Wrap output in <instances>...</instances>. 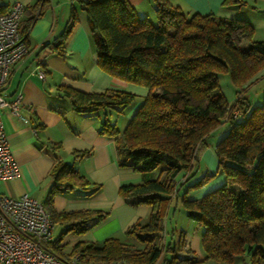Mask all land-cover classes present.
<instances>
[{"label": "trees", "instance_id": "obj_1", "mask_svg": "<svg viewBox=\"0 0 264 264\" xmlns=\"http://www.w3.org/2000/svg\"><path fill=\"white\" fill-rule=\"evenodd\" d=\"M75 1L87 15L99 66L149 89L121 135L107 113L100 132L116 138L121 166L157 176L120 189L129 202L151 207L147 220L137 221L126 231L127 237L144 247L134 248L111 237L102 243L78 242L72 252L85 261L157 264L163 258V264H199L184 231L179 243L165 241V220L176 195L178 175L185 172L182 183L188 181L211 135L228 123L225 135L216 143L217 172L207 171L205 178L190 188L204 187L220 173L227 176V182L201 198L185 197L183 207L189 218L204 226L202 247L207 260L231 264L236 257L246 256L244 264H264V103L252 107L246 96L247 87L264 68V41L254 39V25L242 17L212 13L186 16L170 0H154L157 23L139 15L129 0ZM48 3L37 0L32 7H25L28 19H22L21 32L26 43V33ZM246 4L245 0L223 1L224 7ZM7 8L0 0V10ZM77 18V8L72 7L71 22L53 47L59 54H65V41ZM222 74L237 88L232 103L221 88ZM64 89L76 110L94 115L101 109L122 112L137 99L127 91ZM239 116L243 118L237 120ZM75 155L85 157L90 152ZM52 173L58 181L52 193L62 189L60 180L70 186H91L70 163L59 160ZM99 189L95 185L87 194ZM49 213L54 222L68 223L48 245L60 256L64 246L58 244L64 234L85 233L108 215L101 210Z\"/></svg>", "mask_w": 264, "mask_h": 264}, {"label": "crops", "instance_id": "obj_2", "mask_svg": "<svg viewBox=\"0 0 264 264\" xmlns=\"http://www.w3.org/2000/svg\"><path fill=\"white\" fill-rule=\"evenodd\" d=\"M16 1L18 0H3V3L9 7ZM20 1L29 8L37 0ZM129 1L137 8L139 15L147 16L153 23H157L154 0ZM223 1L170 0L171 4L179 7L186 16L199 12L212 13L219 17L245 18L255 27L254 39L264 41V0H245L247 4L242 7H224ZM72 7L77 8L78 18L65 41V54L62 55L53 47L59 43L61 35L71 22ZM27 19L28 15H24L23 20ZM26 37L29 51L13 68L4 89L9 101L22 95L20 115L12 114L9 108L2 111L5 133L15 151L20 175L12 180L0 181V194L19 196L28 193L44 203L49 212H106L108 215L87 232L64 234L58 244L64 246L62 256L56 254L68 261L77 255L72 249L81 241L102 243L115 237L133 245L134 242L127 237L126 231L137 221L147 220L151 207L129 202L120 189L124 185L140 183L150 176L154 178L157 173L144 174L119 164L116 138L100 132L105 113L109 115L112 123L119 125L120 118L115 116L118 111L101 109L96 115L78 111L64 88L73 87L86 92L119 90L136 94V102L122 111L126 123L140 107L149 89L116 77L99 66L87 15L75 0H49L44 13L35 19ZM48 43L50 45L46 46ZM38 69L45 71V78L39 76ZM219 80L226 83L222 75ZM119 130L121 135L124 129ZM210 143L213 145V142ZM87 151L90 152L89 156L75 155ZM205 153L213 164L208 171L216 173L219 161L211 147L208 146L200 152L197 162H200L201 155ZM59 160L74 165L78 172L90 181L91 186H70L60 180L59 183L64 184L62 189L52 193L54 185L58 183L52 172ZM181 180H184V176ZM226 182L227 176L220 173L204 187L192 190L190 198H201ZM95 185H99L100 189L88 195L87 192ZM67 226L68 223L55 222L53 241ZM57 228L59 230L55 233ZM187 244L200 254V259L207 260L205 252L201 253L200 238L190 241L187 238ZM246 258L236 257L231 264H244ZM163 260L162 258L157 264H163Z\"/></svg>", "mask_w": 264, "mask_h": 264}, {"label": "built area", "instance_id": "obj_3", "mask_svg": "<svg viewBox=\"0 0 264 264\" xmlns=\"http://www.w3.org/2000/svg\"><path fill=\"white\" fill-rule=\"evenodd\" d=\"M24 13L25 5L20 0L5 11L0 10V181L20 175L15 151L5 133L2 111L9 108L12 114L20 115L22 95L9 101L4 89L13 68L29 51L21 32ZM38 74L45 78L43 69H38ZM54 229L55 222L44 203L28 193L0 194V264H126L124 261H85L78 255L71 261L61 258L48 247Z\"/></svg>", "mask_w": 264, "mask_h": 264}, {"label": "rangeland", "instance_id": "obj_4", "mask_svg": "<svg viewBox=\"0 0 264 264\" xmlns=\"http://www.w3.org/2000/svg\"><path fill=\"white\" fill-rule=\"evenodd\" d=\"M255 37V35H254ZM243 46H247V43L244 41L242 42ZM226 79V83H223L220 81L221 88L228 100L229 103H232L237 96V88L233 85L231 79L228 77V75H223ZM246 96L248 97L252 107H255L257 105H261L264 103V68L257 74L255 80L253 83L247 87L246 90ZM234 99V100H233ZM115 116L120 118V123L117 126L118 128L125 129L128 125V121L126 123L125 114L123 112H117ZM243 116H239L236 119L241 120ZM127 124L124 128V124ZM228 123L222 124L219 126L218 129L215 130V132L211 135V138L209 139V142H213V145L211 143L209 144V147L213 149V152L216 154V140L221 139L225 132L227 131ZM196 168L194 169V173L192 176H189L188 181L186 183H182L181 178L186 175L185 172L181 173L177 177V189H176V195L174 196L169 209L167 213V217L165 220V241L168 244L172 243H179L181 232L184 231L187 235L188 240H194L195 238H200L201 240V253H204L203 247H202V233L204 231V226L200 224L199 222L189 218L186 215V212L183 207V199L185 197H190L191 188L190 186L194 184L195 182L202 180L205 178L208 168L212 166L213 164L208 158L207 153L201 155L200 162H196ZM202 188V187H201ZM236 189V188H235ZM195 190V189H194ZM237 190V189H236ZM58 228L55 230L57 233ZM134 248H142L144 247L143 244L133 240ZM196 255L199 258V264H217L214 260H204L200 259V254L195 251ZM171 258V256L169 257Z\"/></svg>", "mask_w": 264, "mask_h": 264}]
</instances>
